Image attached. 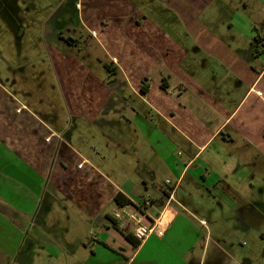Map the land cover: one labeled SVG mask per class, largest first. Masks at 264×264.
Instances as JSON below:
<instances>
[{"label": "crops", "instance_id": "crops-1", "mask_svg": "<svg viewBox=\"0 0 264 264\" xmlns=\"http://www.w3.org/2000/svg\"><path fill=\"white\" fill-rule=\"evenodd\" d=\"M60 1L54 7L59 10L41 22V41L62 96L63 119L78 124L59 125L46 100L26 90L17 95L14 81L0 80V201L6 202L0 208L25 216L35 226L33 235L41 239L70 228L64 227L62 217L60 222L64 213L76 219L75 229L91 223L98 237L89 248L77 238L66 247L42 251L45 260L28 264H236L224 250L222 228L212 234L196 213L240 212L233 201L238 198L235 189L224 191L244 172L252 176L250 170L259 164L264 169V50L259 54L254 46L248 49L229 40L189 49L172 34L176 16L157 22L154 8L151 15L146 13L139 0H74L75 16L69 13V2L62 6ZM157 4L161 8L165 1ZM12 8L16 10L9 5L4 16L9 27L18 19ZM190 36L194 45L209 39L194 32ZM94 129L122 146L137 145L140 139L148 146L152 154L141 158L137 173L142 189L134 179L100 168L106 155L90 144L98 138ZM231 150L244 159H237L234 170V162L225 158ZM161 165L175 185L171 192L154 188L153 199L147 187L154 185ZM186 176L192 187L210 188L206 196L216 211L208 203L192 211L178 200L179 195L185 199L202 193L200 187L178 193ZM117 193L130 203L143 197L152 201L148 215L161 222L159 236L139 242L130 226L117 225L112 217L119 208ZM68 205L77 213L67 211ZM1 209L0 217L5 216ZM10 229L13 238L7 246L2 243L9 248L4 261L22 257L18 247L25 228L15 224ZM146 247L151 252L141 256ZM64 251L68 257L61 256Z\"/></svg>", "mask_w": 264, "mask_h": 264}, {"label": "rangeland", "instance_id": "rangeland-1", "mask_svg": "<svg viewBox=\"0 0 264 264\" xmlns=\"http://www.w3.org/2000/svg\"><path fill=\"white\" fill-rule=\"evenodd\" d=\"M57 1L59 0L0 1V80L3 82L9 81V83L14 81L17 86V95L23 96L25 90L34 96L38 94L39 97L46 100L45 104L51 109L50 111H53L52 114L54 116L51 114L52 119L56 117L59 125L68 126L70 121L66 122L63 119V115L66 111L62 103V96L57 85L54 70L51 62L47 59L45 47L41 41V22H43L49 14L59 10V8L54 9ZM73 1L74 0H61L60 2L62 6L69 2V13H73L75 16L76 11L71 6ZM164 1L165 5L161 8H158L159 4L157 3H162V0L158 2L156 0L154 2L153 0H139L138 2L139 6L144 8V11L150 15L151 12L149 11L154 8L152 14L155 15L157 22L158 18L163 19L169 16H176L179 21L178 24L174 26L175 31L173 30L172 34L177 35L179 39L181 38V42L185 43L189 49H195L196 47L211 48V44H217L220 40H229V42L233 41L239 44L238 46L248 49L254 46L259 54L264 50V0ZM9 5L11 7L15 6L16 10L14 8H12V10H14L18 16V19H13V23L10 27L4 22L6 19L4 16L8 17ZM3 12L6 14H3ZM167 27H172V24H167ZM190 32L196 33L199 37L203 34L209 35L208 42L204 43L201 39H198L196 40L198 44L194 45ZM63 34L67 36L66 32H63ZM50 41L54 42L52 39H50ZM101 71H104L103 68ZM20 87H26V89L22 90ZM125 93L128 97L127 92ZM69 124L70 127L76 126L78 121H71ZM84 128L87 131L86 127L82 129L84 130ZM94 130L97 133V135L94 136L98 138L94 139V142L90 144L96 148L99 154L106 155L105 159L99 163L100 168L104 171H112L119 177L128 176L129 179H134L136 181L135 185L137 184V188L142 189L144 186L137 178V173L140 170L139 165L141 158L149 157L152 154L148 146L142 142L141 139L137 145L122 146L119 143H114L110 137L103 138L99 130ZM216 143L222 145L219 139L216 140ZM87 153L92 155L95 161H98L99 158L97 154L88 150ZM119 153L123 155L121 156ZM179 155H181V153ZM229 155V157L225 156V158L227 161L234 162V170L236 165H239L237 159H239L242 154L238 153V151L231 150ZM240 162H244V159L242 158ZM263 170L262 164L257 165L256 169L250 170L252 176H249V172H244L241 176H237L229 183L231 186L230 191H224V193H230L235 189L237 192L235 198L238 197V200L233 199V201L240 205V212L235 214L225 213L223 215L218 213V215L215 216H211V214L209 215L207 212L204 214L196 213L197 218L204 220V225L208 226L212 234L217 233L218 229L222 228L220 231L222 239L225 241L224 250L234 257L236 264H264ZM174 182L175 180L168 175V171L164 170V167L161 165L154 185H149L147 187L150 194L148 192L146 194L147 196L155 194L156 190L154 191V188H160L171 192L174 189ZM222 186L223 184L219 185V188ZM197 187H200L198 191L202 193H191L185 199H181L182 197L180 195L177 196V198L180 202H185L187 207L192 211L196 210L199 212L200 209L198 208H203V205L206 203L210 206L212 205L210 204L209 198L206 196L210 188L206 189L203 186L192 187V185L189 184V176H186L180 184L178 193H183V190H187L185 191L186 193L195 192L197 191L195 190ZM155 196L156 195L152 196L153 199ZM1 202L3 204L6 203L0 201V206L2 205ZM220 202L225 204L226 201L220 200ZM68 206L69 207H66L67 211L77 213L73 207H70V205ZM112 207L113 206H111V208ZM210 209L216 211L214 205L211 206ZM111 210L112 209H109L108 212H111ZM3 212L5 216L0 217V258L3 262L0 261V264H15V262L16 264H28L31 259L32 261L34 259L40 261L41 258L45 260L46 254L42 251L49 252L55 251L56 248L60 249L59 247H66V243L71 244L73 241V243H75L77 238L89 248L95 244V239L97 240L98 237L91 223L89 228L79 227L75 229L72 224L77 223L76 219L68 213H64L59 214L60 222L63 221L64 227L67 228L70 226V228L65 231H56L54 234L50 232L49 236L45 233V236L48 238L41 239L39 236H34L36 235L34 231L35 226L31 225V222L27 221L25 216H20V214L16 217L14 213L12 214L9 211ZM56 215L57 213L55 216ZM49 219H51V216L48 220ZM11 223L14 225L19 224L25 228L21 233L22 244L18 247V249L22 248L19 251L22 257L18 255V258L14 257L13 259L11 258L10 260L7 259L4 261L6 258L5 253H8L9 248H3L2 243L7 246L9 241L13 238V233L10 228L14 225ZM204 225L198 228L202 229ZM170 230H173V228ZM182 234L183 230L181 229L178 231V239L179 237L181 238ZM153 237L155 239L156 234H154ZM47 241H51L55 244ZM49 243L51 246L47 248ZM31 244L33 246L29 250V245ZM229 244L232 245L229 247ZM146 249L147 247L141 256L145 255L147 252H151V250ZM82 251L88 254V250L82 249ZM49 254L50 253H48V255ZM64 255L68 257L69 251H64V254H61L62 257H64ZM23 256H26L27 262L24 261ZM60 264H63V261H61ZM228 264L231 263L229 262Z\"/></svg>", "mask_w": 264, "mask_h": 264}, {"label": "built area", "instance_id": "built-area-1", "mask_svg": "<svg viewBox=\"0 0 264 264\" xmlns=\"http://www.w3.org/2000/svg\"><path fill=\"white\" fill-rule=\"evenodd\" d=\"M151 204L152 201L148 197H143L119 207L113 212L112 217L121 228L130 226L133 237L141 242L152 234L159 236L161 232V222L149 218L148 208Z\"/></svg>", "mask_w": 264, "mask_h": 264}, {"label": "trees", "instance_id": "trees-1", "mask_svg": "<svg viewBox=\"0 0 264 264\" xmlns=\"http://www.w3.org/2000/svg\"><path fill=\"white\" fill-rule=\"evenodd\" d=\"M105 69L108 71V73H111V67L109 64H104ZM163 87H166L165 84H162ZM142 92H144V88H141ZM114 202L116 203V205H118L119 207H122L124 205H128L130 204V201L126 200L120 193H117L114 197ZM124 237L126 238V240L133 242L134 243V239L130 236V235H124ZM136 244V243H135Z\"/></svg>", "mask_w": 264, "mask_h": 264}, {"label": "flooded vegetation", "instance_id": "flooded-vegetation-1", "mask_svg": "<svg viewBox=\"0 0 264 264\" xmlns=\"http://www.w3.org/2000/svg\"><path fill=\"white\" fill-rule=\"evenodd\" d=\"M1 1V0H0ZM8 9H9V7H8Z\"/></svg>", "mask_w": 264, "mask_h": 264}]
</instances>
